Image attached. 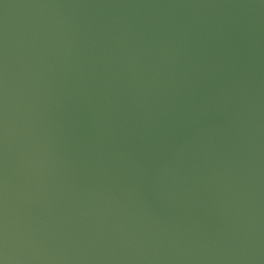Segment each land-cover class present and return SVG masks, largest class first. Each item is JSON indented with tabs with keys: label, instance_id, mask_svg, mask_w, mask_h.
I'll return each mask as SVG.
<instances>
[{
	"label": "water",
	"instance_id": "1",
	"mask_svg": "<svg viewBox=\"0 0 264 264\" xmlns=\"http://www.w3.org/2000/svg\"><path fill=\"white\" fill-rule=\"evenodd\" d=\"M0 264H264V0H0Z\"/></svg>",
	"mask_w": 264,
	"mask_h": 264
}]
</instances>
